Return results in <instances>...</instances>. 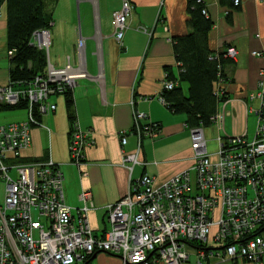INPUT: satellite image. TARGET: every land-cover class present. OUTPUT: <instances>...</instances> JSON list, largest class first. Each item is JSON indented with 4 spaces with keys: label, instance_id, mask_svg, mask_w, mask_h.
I'll use <instances>...</instances> for the list:
<instances>
[{
    "label": "built area",
    "instance_id": "2783aa9c",
    "mask_svg": "<svg viewBox=\"0 0 264 264\" xmlns=\"http://www.w3.org/2000/svg\"><path fill=\"white\" fill-rule=\"evenodd\" d=\"M239 4L240 0L234 1L235 6ZM130 10L131 3L123 0L113 17V36L119 44ZM77 38V66L67 56L66 64L56 67L50 62L48 29L33 32L30 44L45 55L44 73L21 86L8 82L0 87V105L26 103L27 116L26 121L0 124V264H90L100 253L121 264H264V94L258 95L261 107L255 111L253 140L225 135L222 111L215 117L221 133L216 152L209 154L204 129H187L193 166L163 183L149 176L134 177L136 168L144 166L138 135L137 150L121 160L131 175L130 188L105 207L109 230L102 236L93 234L87 220L93 210L90 194L80 196V207L68 206L59 165L49 159H23L31 145L30 128L41 126L35 114L54 112L50 98L72 90L78 79L87 77L85 39L80 34ZM226 53L232 58L237 55L233 48ZM174 86L165 80L161 88ZM144 116L133 112L136 132ZM71 124L70 165L83 176V151L94 140L76 121ZM125 133L120 135L122 147Z\"/></svg>",
    "mask_w": 264,
    "mask_h": 264
},
{
    "label": "crops",
    "instance_id": "0c3cea01",
    "mask_svg": "<svg viewBox=\"0 0 264 264\" xmlns=\"http://www.w3.org/2000/svg\"><path fill=\"white\" fill-rule=\"evenodd\" d=\"M122 1L58 0L48 8L52 17L47 28L51 64L63 67L65 58L70 56L73 66H77L75 46L80 34L85 39L83 59L87 77L78 79L71 90L73 105L69 109L63 95L50 98L56 109L40 117L41 126L30 128L31 145L24 152L27 156L23 155L27 162L49 159L59 165L64 177V201L68 206L80 207V196L85 192L90 194L93 210L87 214V220L95 236L109 230L105 207L123 198L130 188L131 175L122 167L121 160L138 147L137 137L130 132L134 111L146 115L148 123L160 126L155 138L143 141L140 161L144 166L136 168L134 177L149 176L158 184L193 166L184 115L171 114L160 99L167 72L174 77L179 72L173 41L190 32L188 1L126 0L131 3V10L119 44L113 36L112 21ZM203 3L214 23L208 41L211 49L215 53L228 48L237 52L235 66L225 67L230 80L221 84L226 96L220 108V112L225 113V135L243 136L251 141L256 130L255 111L261 107L258 95L264 94V0H240L236 8L232 0H203ZM141 27L147 29L149 35ZM0 38L6 47L3 11ZM4 52L0 54V68L6 70L8 83L7 49ZM73 114L80 130L90 131L94 140L93 145L83 151L84 164L80 170L83 176L70 165V116ZM213 126L204 130L205 136ZM124 132H127L126 144L122 147L120 135ZM217 136L216 131L215 139L210 141L216 144ZM215 152L216 149L209 154ZM93 261L121 264L119 259L102 253Z\"/></svg>",
    "mask_w": 264,
    "mask_h": 264
},
{
    "label": "trees",
    "instance_id": "16d2710c",
    "mask_svg": "<svg viewBox=\"0 0 264 264\" xmlns=\"http://www.w3.org/2000/svg\"><path fill=\"white\" fill-rule=\"evenodd\" d=\"M57 1L0 0V13L3 11L6 19L9 83H20L21 86L44 73L45 55L30 44V39L33 32L49 28L52 21L49 9ZM187 1V23L190 32L175 37L173 41L179 72L177 77L167 72L165 80L175 86L171 90L163 88L160 99L171 114L184 115L187 129L199 127L205 130L212 125L216 126L215 117L226 101L221 84L230 80L225 74V67L233 68L235 63L234 58L227 57L226 50L215 53L211 49L208 41L214 23L203 0ZM234 1L232 0V5L236 8L240 4L235 6ZM204 10L207 15L203 14ZM9 52H12V55H8ZM62 95L69 109L73 105V93L68 89ZM16 108L26 112V103L14 107L0 105V112ZM40 117L41 115L35 114V119L41 124ZM146 117L145 115L144 119L140 120L139 133L136 132L134 123L130 130L134 137L139 135L141 148L146 138L153 139L156 136L152 135L160 132V126L157 123H148ZM70 119L71 122L76 121L75 114L71 115ZM124 135H127V132Z\"/></svg>",
    "mask_w": 264,
    "mask_h": 264
},
{
    "label": "rangeland",
    "instance_id": "374dc122",
    "mask_svg": "<svg viewBox=\"0 0 264 264\" xmlns=\"http://www.w3.org/2000/svg\"><path fill=\"white\" fill-rule=\"evenodd\" d=\"M4 47H5L4 41H1V38H0V54H2V55L5 53L4 51H5L6 47H5V49H4ZM50 55L52 57V49H50ZM6 85H7V72L5 69L0 68V87H4ZM26 119H27V116H26L25 111L22 109H19V108L6 109V110L0 112V123L21 122V121H26ZM17 120H20V121H17ZM216 131L218 133V129H216V126L215 127L213 126V128L211 127V129H209V131H206L205 138L208 139L210 136H212V138L208 139V140L209 141L214 140L215 139L214 137H216ZM220 135H221V133H220ZM209 141L207 144V150H209V152H214L215 148L217 146V143L215 144L214 141H210V142ZM23 155H24V157L27 156L26 153L25 154L23 153ZM210 158H211V160H214V156H211ZM14 162H17V161H14ZM2 192H3V187H2V184H0V202L3 199ZM90 264H95V262L93 261Z\"/></svg>",
    "mask_w": 264,
    "mask_h": 264
},
{
    "label": "bare ground",
    "instance_id": "6f19581e",
    "mask_svg": "<svg viewBox=\"0 0 264 264\" xmlns=\"http://www.w3.org/2000/svg\"><path fill=\"white\" fill-rule=\"evenodd\" d=\"M49 50H50V48H49Z\"/></svg>",
    "mask_w": 264,
    "mask_h": 264
}]
</instances>
